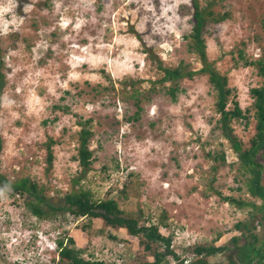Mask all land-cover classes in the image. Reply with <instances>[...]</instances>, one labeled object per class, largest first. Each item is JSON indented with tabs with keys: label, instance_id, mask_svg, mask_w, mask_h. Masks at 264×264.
Listing matches in <instances>:
<instances>
[{
	"label": "rangeland",
	"instance_id": "374dc122",
	"mask_svg": "<svg viewBox=\"0 0 264 264\" xmlns=\"http://www.w3.org/2000/svg\"><path fill=\"white\" fill-rule=\"evenodd\" d=\"M211 1L216 18H226L208 23V58L247 111L249 125L234 121L232 128L249 147L256 134L251 90L264 79L239 53L264 58V0L201 4ZM193 15L191 0H0V173L12 183L31 179L51 199L80 188L95 200L115 199L140 227L158 226L185 263L198 259V247H218L225 251L206 260L229 264L251 235L264 239V212L223 137L202 63L189 52ZM183 62L196 75L178 83L174 102L158 66ZM81 125L92 132L86 175L77 161ZM258 161L264 166V152ZM27 200L0 190V264H60L56 243L66 238L87 260L153 264L163 253L162 264H179L164 245L148 251L144 238L101 219L39 220Z\"/></svg>",
	"mask_w": 264,
	"mask_h": 264
},
{
	"label": "trees",
	"instance_id": "16d2710c",
	"mask_svg": "<svg viewBox=\"0 0 264 264\" xmlns=\"http://www.w3.org/2000/svg\"><path fill=\"white\" fill-rule=\"evenodd\" d=\"M215 1V0H214ZM223 0H218L221 2ZM194 8L193 27L190 35L185 40L188 41V48L191 54L198 57L202 63V69L199 71L208 76V81L212 89L216 93L217 112L221 116L219 123L223 137L230 143L231 149L237 155L240 161L241 171L247 178L246 186L252 198L262 203L261 210L264 212V166L258 161V156L264 152V83L262 86L253 88L251 95L254 100L253 110L256 120V134L250 141V146L245 147L243 142L235 135L232 128L234 121H246L249 125V116L247 111L244 112L239 103L235 100V90L229 85V79L226 75L221 74L214 65L210 62L207 54V43L205 34L207 32L208 23H218L225 20L226 17L217 19L215 16L214 2L211 1L206 6H202L201 0H191ZM239 60L245 62L246 66H256L259 70V75L264 79V58L256 61H249L245 58L243 51L239 53ZM3 63L1 61L0 49V111L2 96L5 88L4 75L2 74ZM161 72L159 84L170 85L166 87L167 94L172 101L178 100L179 87L178 83L184 79H193L196 72L191 71L181 63L176 68H167L162 64L158 66ZM234 104L232 109H229V104ZM249 112V111H248ZM82 130L79 133L80 148L77 161L84 175L90 170L92 165V151L89 149V142L92 132L86 126L81 125ZM50 148V147H49ZM3 151V139L0 136V157ZM48 164H53L52 150L49 151ZM223 162L226 161L225 154L221 155ZM80 183V179L76 182ZM12 197L17 195L28 196L27 206L31 214L39 220L51 219L59 214H70L76 219L87 218L91 220L101 219L108 226L115 228H123L128 233L135 237L144 238L143 243L145 248L150 251L152 245H164L168 254L172 255L179 264H188L185 261H180V257L170 250L172 239L164 237L158 226H139V221L129 218L121 211L119 203L115 199L108 198L106 200H95L91 191L83 188L74 189L66 194L62 199L50 198L45 194V189L33 182L29 178H24L18 182L12 183L7 177L0 173V190H6ZM234 204L245 205L235 199H228ZM257 208V205H253ZM247 227L244 223L237 225L238 229ZM249 231V228L247 227ZM234 244H239V239H233ZM57 252L60 264H105L101 261L87 260L84 258V251L77 248L73 238L58 240ZM239 252V264H264V239H259L255 234L251 235V240L244 246L237 248ZM224 248L218 247H198L195 252L198 257H204L198 262L192 264H209L207 257L215 256L224 252ZM165 254H155V262L153 264H162L165 259ZM231 264H238L232 262Z\"/></svg>",
	"mask_w": 264,
	"mask_h": 264
},
{
	"label": "flooded vegetation",
	"instance_id": "af4514ba",
	"mask_svg": "<svg viewBox=\"0 0 264 264\" xmlns=\"http://www.w3.org/2000/svg\"><path fill=\"white\" fill-rule=\"evenodd\" d=\"M237 257L239 259V255ZM203 258H204L203 256L202 257H198V259L195 262H198L200 259H203ZM180 261H182V260H180ZM195 262H193V263H195ZM232 262L239 264L240 263V259H239V261H236V260L232 259L231 262H229V264H231ZM190 264H192V263H190Z\"/></svg>",
	"mask_w": 264,
	"mask_h": 264
},
{
	"label": "clouds",
	"instance_id": "9594fccd",
	"mask_svg": "<svg viewBox=\"0 0 264 264\" xmlns=\"http://www.w3.org/2000/svg\"><path fill=\"white\" fill-rule=\"evenodd\" d=\"M57 249H58V248H57V245H56V249H55V250L57 251Z\"/></svg>",
	"mask_w": 264,
	"mask_h": 264
},
{
	"label": "built area",
	"instance_id": "2783aa9c",
	"mask_svg": "<svg viewBox=\"0 0 264 264\" xmlns=\"http://www.w3.org/2000/svg\"><path fill=\"white\" fill-rule=\"evenodd\" d=\"M17 197L19 198V195H17Z\"/></svg>",
	"mask_w": 264,
	"mask_h": 264
}]
</instances>
